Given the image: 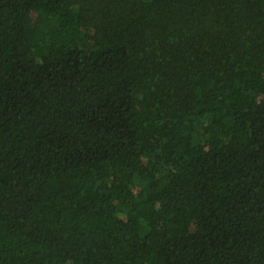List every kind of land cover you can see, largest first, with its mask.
<instances>
[{
	"label": "trees",
	"instance_id": "1",
	"mask_svg": "<svg viewBox=\"0 0 264 264\" xmlns=\"http://www.w3.org/2000/svg\"><path fill=\"white\" fill-rule=\"evenodd\" d=\"M0 264H264V0H0Z\"/></svg>",
	"mask_w": 264,
	"mask_h": 264
}]
</instances>
